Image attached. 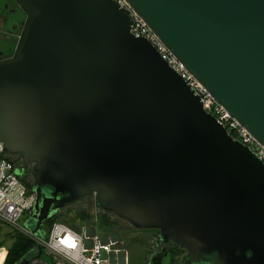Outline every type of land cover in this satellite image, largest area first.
I'll list each match as a JSON object with an SVG mask.
<instances>
[{"label": "water", "instance_id": "95a60500", "mask_svg": "<svg viewBox=\"0 0 264 264\" xmlns=\"http://www.w3.org/2000/svg\"><path fill=\"white\" fill-rule=\"evenodd\" d=\"M13 1L21 21L0 57V142L31 164L24 226L43 235L46 218L93 193L157 229L156 245L182 247L184 264H264V163L130 32L118 4ZM126 1L264 145V0ZM39 252L32 243L13 264Z\"/></svg>", "mask_w": 264, "mask_h": 264}, {"label": "built area", "instance_id": "2783aa9c", "mask_svg": "<svg viewBox=\"0 0 264 264\" xmlns=\"http://www.w3.org/2000/svg\"><path fill=\"white\" fill-rule=\"evenodd\" d=\"M114 1L127 14L130 32L144 36L161 58L197 94L202 108L210 113L227 133L245 144L264 163V145L183 66L126 0ZM6 154L0 142V221L25 230L33 243L40 245V252L28 257L23 264H128L127 252L118 245L119 240L108 235L106 229L100 233L96 232L93 224L96 213L91 222L53 219L43 235L32 233L19 224L18 219H24L31 211L34 192L19 176L15 165ZM91 226L94 228L92 232L89 231Z\"/></svg>", "mask_w": 264, "mask_h": 264}, {"label": "rangeland", "instance_id": "374dc122", "mask_svg": "<svg viewBox=\"0 0 264 264\" xmlns=\"http://www.w3.org/2000/svg\"><path fill=\"white\" fill-rule=\"evenodd\" d=\"M15 40V36H13ZM14 42V41H13ZM6 156L13 162V164L25 170V174L22 179L26 184H31V164L21 161L18 154H6ZM94 213L96 218L94 219ZM54 219L68 220L69 222L89 221L93 219V224L97 233L102 230H111V228L117 229L120 233L119 243L126 250L128 256V264H146V261L152 252L159 250H169L172 253L173 261L177 264H184L182 257L185 250L171 241L161 242L159 245L155 244L157 236V229L154 228H140L131 225L127 220L117 216L113 211L102 209L95 203L94 194L83 195L76 198L73 201L66 203L63 207L56 210L54 216L45 219L41 225L40 230L44 234L50 222ZM18 223L25 225V220L18 219ZM27 226V224L25 225ZM28 227H31L28 224ZM18 239L22 241V245L26 239H31L29 234L25 230L13 225H9L3 221H0V260H4L8 247L13 241ZM32 240V239H31ZM17 242V241H16ZM30 243V242H29ZM33 243V241H32ZM29 245V244H28ZM22 253H20L21 255ZM20 255H12L18 258ZM4 256V257H3ZM44 256V254H42ZM169 256L163 255L161 264H168Z\"/></svg>", "mask_w": 264, "mask_h": 264}, {"label": "flooded vegetation", "instance_id": "af4514ba", "mask_svg": "<svg viewBox=\"0 0 264 264\" xmlns=\"http://www.w3.org/2000/svg\"><path fill=\"white\" fill-rule=\"evenodd\" d=\"M20 21L21 12L16 8L14 1L0 0V57L9 52Z\"/></svg>", "mask_w": 264, "mask_h": 264}, {"label": "trees", "instance_id": "16d2710c", "mask_svg": "<svg viewBox=\"0 0 264 264\" xmlns=\"http://www.w3.org/2000/svg\"><path fill=\"white\" fill-rule=\"evenodd\" d=\"M7 154H9V153H7ZM18 167H16V168H17V170L19 172V176L22 178V176L25 174V170H23L22 168H18ZM27 185L30 188V184L27 183ZM54 214L52 216H54ZM50 217H48V218H50ZM48 218H46V219H48ZM79 221H81V220L79 219ZM21 243H22V241H19L18 239L15 238L13 243L8 247V250H7L6 254H5V258H4L3 264H13L14 261L17 258L16 257L12 258L13 257L12 255H16L17 253H18V255H20V253H23L26 249H28L31 246L32 240L31 239H29V240L26 239L25 242L23 243V245ZM167 252L170 253L171 259L173 260L174 258L172 256V253L169 250H165L164 249V250H161V251H156V252L150 253V255H149V257H148V259L146 261V264H161V258Z\"/></svg>", "mask_w": 264, "mask_h": 264}, {"label": "crops", "instance_id": "0c3cea01", "mask_svg": "<svg viewBox=\"0 0 264 264\" xmlns=\"http://www.w3.org/2000/svg\"><path fill=\"white\" fill-rule=\"evenodd\" d=\"M120 242V241H119ZM122 245V244H121ZM120 244H119V246H121ZM122 247V246H121ZM164 255H168L169 256V261H168V264H176L175 263V261H173L172 259H171V255H170V253H165ZM4 257V256H3ZM163 257V256H162ZM5 258V257H4ZM162 259V258H161ZM3 262H4V260L2 259V260H0V264H3ZM177 264H179V262H177Z\"/></svg>", "mask_w": 264, "mask_h": 264}]
</instances>
